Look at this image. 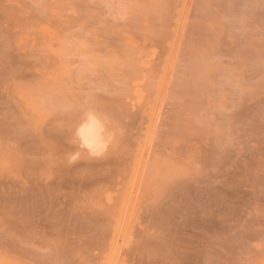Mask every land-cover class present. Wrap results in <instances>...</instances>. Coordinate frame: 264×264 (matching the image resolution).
I'll return each mask as SVG.
<instances>
[{
	"label": "rangeland",
	"instance_id": "obj_1",
	"mask_svg": "<svg viewBox=\"0 0 264 264\" xmlns=\"http://www.w3.org/2000/svg\"><path fill=\"white\" fill-rule=\"evenodd\" d=\"M0 264H264V0H0Z\"/></svg>",
	"mask_w": 264,
	"mask_h": 264
},
{
	"label": "bare ground",
	"instance_id": "obj_2",
	"mask_svg": "<svg viewBox=\"0 0 264 264\" xmlns=\"http://www.w3.org/2000/svg\"><path fill=\"white\" fill-rule=\"evenodd\" d=\"M40 105V104H39ZM97 108V107H96ZM92 109V108H91ZM95 109V108H94ZM97 110H100L99 108L97 109ZM97 110L95 109V112H97ZM91 111H93V110H91ZM72 112H74V111H72ZM88 112V111H87ZM101 112V111H100ZM106 112L107 111H105V114H106ZM136 112V111H135ZM70 113V112H69ZM102 114H103V112H101ZM91 114V113H90ZM100 114V113H99ZM131 114H132V112H131ZM138 114H139V112H138ZM75 115V114H74ZM77 115V114H76ZM75 115V116H76ZM92 115V114H91ZM109 115V114H108ZM130 115V114H129ZM67 116V115H66ZM100 116V115H99ZM128 116V115H127ZM78 117V116H77ZM83 117V116H82ZM130 117H131V115H130ZM138 117H139V115H138ZM69 118V117H68ZM72 118V117H71ZM101 118V117H100ZM99 118V119H100ZM112 118V117H111ZM129 118V117H128ZM75 118H73V120H74ZM106 119V118H105ZM65 120H67V119H65ZM112 120H113V118H112ZM100 121V120H99ZM103 120H101L100 122H102ZM67 122V121H66ZM69 122V121H68ZM104 122H105V120H104ZM103 122V123H104ZM63 124V123H62ZM70 124V123H69ZM68 124V125H69ZM72 124V123H71ZM70 124V125H71ZM106 124V123H105ZM108 124V123H107ZM65 126V125H64ZM74 126L76 127V140L78 141V143H80V144H82L83 146H85V147H87V148H89L90 150H93V149H95V147L97 146V142H98V140L99 139H101V137H103L102 136V134H101V132H100V130H101V128L98 126V124L96 123V121L94 120V117L92 118V119H90L88 122H83L82 121V119H77V120H75V123H74ZM109 126V125H108ZM70 127V126H69ZM68 127V128H69ZM63 128V127H62ZM72 128V127H71ZM74 128V127H73ZM105 128V127H104ZM103 128V129H104ZM136 128V127H135ZM65 129V128H64ZM106 129H109V128H107L106 127ZM111 129V128H110ZM63 130V129H62ZM68 130V129H67ZM66 129H65V131H67ZM60 132H62V131H60ZM60 132H59V135H60ZM72 132V131H71ZM105 132H108V131H106L105 130ZM105 132H104V134H105ZM65 133V132H64ZM66 133H68V132H66ZM65 133V134H66ZM111 133V132H110ZM56 134H57V132H56ZM63 135V134H62ZM71 135V134H70ZM107 135V134H106ZM54 136V135H53ZM61 136V135H60ZM101 136V137H100ZM65 138V137H64ZM67 138V137H66ZM68 139V138H67ZM108 139V138H107ZM66 140V139H65ZM111 140V139H110ZM164 140V139H163ZM60 141V140H59ZM58 141V142H59ZM65 142V141H64ZM70 142V141H69ZM165 142V141H164ZM168 142H169V140H168ZM167 141H166V143H168ZM63 143V142H62ZM162 143V142H161ZM166 143L164 144H161V149H162V147L164 148V146H165V149L164 150H166V146H168V145H166ZM64 144V143H63ZM79 144V145H80ZM110 144V143H109ZM169 144V143H168ZM65 145V144H64ZM63 145V146H64ZM81 145V146H82ZM108 145V144H107ZM164 145V146H163ZM172 145V144H171ZM54 146V145H53ZM68 146V145H67ZM82 146V147H83ZM55 147V146H54ZM157 147H159V146H157ZM169 147V146H168ZM76 148V147H75ZM83 149V148H82ZM160 149V148H159ZM159 149L157 150V152H160L159 151ZM160 149V150H161ZM76 150V149H75ZM163 150V149H162ZM61 151V150H60ZM80 151V150H79ZM167 151V150H166ZM172 151V150H171ZM51 152H54V151H51ZM62 152V151H61ZM71 152V151H70ZM156 151H154V153H155ZM56 153V152H55ZM58 153V152H57ZM63 153V152H62ZM65 153V152H64ZM74 153V152H73ZM77 153V152H76ZM66 154V153H65ZM64 154V155H65ZM71 154V153H70ZM69 154V155H70ZM108 154V153H107ZM106 154V155H107ZM110 154V153H109ZM157 153H155L154 155H156ZM61 155V154H60ZM80 155H82V154H80ZM151 155H153L152 153H151ZM63 156V155H62ZM112 156V158H113V155H111ZM170 155H168V157H169ZM57 157V156H56ZM59 157H61V156H59ZM85 157V156H84ZM105 157V156H104ZM104 157H102V159L104 158ZM109 157V156H108ZM107 157V158H108ZM115 157V156H114ZM118 157V156H117ZM120 157V156H119ZM119 157H118V159L117 160H119ZM150 157V156H149ZM153 157H155V158H153ZM152 158L153 159H150V160H152L151 162L152 163H150L152 166H153V164H154V166H155V168H156V165L158 166V164L160 165L159 167H161V164L159 163L160 162V156H159V159L160 160H158V162L156 163V159H157V155L156 156H153ZM166 157H167V154H166ZM171 157V156H170ZM151 158V157H150ZM163 158V157H162ZM62 159V158H61ZM65 159V158H64ZM90 159V158H89ZM108 159H110V158H108ZM167 159V158H166ZM66 160V159H65ZM78 160V159H77ZM91 160V159H90ZM95 160V159H94ZM105 160H107V159H105ZM148 160V159H147ZM169 160V159H168ZM92 161V160H91ZM103 161H104V159H103ZM110 161H111V159H110ZM162 161V160H161ZM79 162V161H78ZM106 162V161H105ZM117 162H119V161H117ZM125 162V161H124ZM148 162V161H147ZM163 162V161H162ZM68 162H66V164H67ZM73 163V162H72ZM107 163V162H106ZM93 164V163H92ZM116 164V163H115ZM121 164H122V162H121ZM127 164V163H126ZM156 164V165H155ZM163 164H164V166L166 165L164 162H163ZM173 164V163H172ZM97 165V164H96ZM96 165H95V167H96ZM117 165V164H116ZM119 165V164H118ZM145 165H147L146 166V168L148 167V163H146ZM106 166V165H105ZM110 166V165H109ZM122 167H123V165H121ZM117 167V171H115L116 172V174L118 175V174H120V171H121V169H122V167ZM125 166V165H124ZM151 166V167H152ZM164 166H162V167H164ZM172 166V165H171ZM93 167V166H92ZM116 167V166H115ZM126 168H127V165L125 166ZM143 167V166H142ZM141 167V168H142ZM173 167V166H172ZM83 168V167H82ZM94 168V167H93ZM152 168H154V167H152ZM105 169V168H104ZM110 169V168H109ZM150 169V168H149ZM161 169V168H160ZM166 169V168H165ZM98 170V168L96 169V171ZM125 170V169H124ZM123 169H122V171L121 172H123L124 171ZM144 170H145V168H144ZM85 171V170H84ZM87 171V170H86ZM86 171H85V174H86ZM109 170L107 169V172H108ZM126 171H127V169H126ZM148 171V170H147ZM164 171V170H163ZM44 172V171H43ZM79 172V171H78ZM90 172V171H89ZM102 172V171H101ZM107 172H105V173H107ZM144 172V171H143ZM159 173L161 172V171H158ZM157 172V173H158ZM171 172H173V171H171ZM80 173V172H79ZM103 173V172H102ZM110 173V172H109ZM127 173V172H126ZM169 173H170V171H169ZM81 174V173H80ZM84 174V175H85ZM83 175V174H82ZM101 175V174H100ZM143 175L144 176H146L144 173H143ZM158 175V174H157ZM86 176H88V174L86 175ZM103 176V175H102ZM107 177H108V175H106ZM120 176V175H119ZM118 176V177H119ZM122 176H123V173H122ZM125 176H126V174H125ZM158 176H160V175H158ZM161 176H162V174H161ZM79 177H81V176H79ZM96 177V176H95ZM113 177V176H112ZM82 178V177H81ZM120 178V177H119ZM123 178V180H124V178L125 177H122ZM122 178H121V180H122ZM84 179H86V178H84ZM162 179H163V177H162ZM92 180V179H91ZM110 180V179H109ZM121 180H120V183H121ZM122 180V181H123ZM170 180V179H169ZM169 180H167V181H165V184H168L169 183ZM81 181V180H80ZM98 181V180H97ZM115 181H117V180H115ZM86 182H87V180H86ZM108 182V181H107ZM81 183V182H80ZM111 183H112V181H111ZM110 183V184H111ZM94 184V183H93ZM115 184V183H114ZM122 184V183H121ZM83 185V184H82ZM98 185V184H97ZM118 185V184H117ZM85 186H86V184H85ZM106 186V185H105ZM112 186V185H111ZM164 186V185H163ZM114 187V186H113ZM116 187V186H115ZM118 187V186H117ZM107 188V187H106ZM119 188V187H118ZM118 188L116 189V190H118ZM159 188V187H158ZM111 189H112V187H111ZM94 190V189H93ZM96 190V189H95ZM94 190V191H95ZM106 190V189H105ZM104 190V191H105ZM99 191V190H98ZM97 191V192H98ZM89 192V191H88ZM86 194V193H85ZM91 194H93V193H91ZM92 196V195H91ZM82 197H84L85 198V196H82ZM95 197V196H94ZM83 198V199H84ZM90 199H91V197H90ZM111 202V201H110ZM109 206V205H108ZM106 207V206H105ZM104 207V208H105ZM110 208H114L113 206H111ZM109 211H110V209L109 208H107ZM105 210H106V208H105ZM112 210V209H111ZM105 215H106V213H105ZM104 215V216H105Z\"/></svg>",
	"mask_w": 264,
	"mask_h": 264
}]
</instances>
